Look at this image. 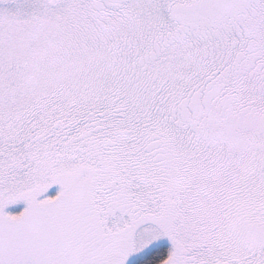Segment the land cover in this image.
Segmentation results:
<instances>
[{
    "label": "snow or ice",
    "instance_id": "snow-or-ice-1",
    "mask_svg": "<svg viewBox=\"0 0 264 264\" xmlns=\"http://www.w3.org/2000/svg\"><path fill=\"white\" fill-rule=\"evenodd\" d=\"M0 264H264V0H0Z\"/></svg>",
    "mask_w": 264,
    "mask_h": 264
}]
</instances>
